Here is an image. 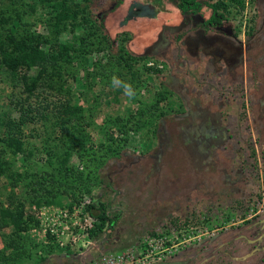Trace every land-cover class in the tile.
<instances>
[{
	"label": "rangeland",
	"instance_id": "obj_1",
	"mask_svg": "<svg viewBox=\"0 0 264 264\" xmlns=\"http://www.w3.org/2000/svg\"><path fill=\"white\" fill-rule=\"evenodd\" d=\"M52 1L55 7L42 0H0L6 20L0 26V50L11 29L49 42H72L74 35H82L78 44L85 53L77 65L85 71L78 77L88 83L75 81L70 92L63 91L68 83L52 75L51 91H61V98H76V91L87 96L81 121L86 127L80 128L78 148L71 151L51 128L47 136L41 123L32 125L34 130L25 131L37 137L29 138L27 151L40 150L49 140L59 146L48 145L52 154L43 165L31 157L22 162L11 156L10 161L30 174L56 173L55 158L69 151L65 164L94 181L84 196L109 202L110 214L120 216L109 232L85 235L73 228L76 234L63 233L61 243L48 236L43 241L45 232L29 227L24 216L27 228L0 231V264H88L110 252L149 254L144 257L149 264H264V0H208L222 1L226 8L220 9L221 23L208 29L198 15L183 18L171 0H163L156 16L134 17L125 24L131 3L153 0H123L118 7L117 0ZM56 3L84 22L73 33L71 18L62 19L56 31ZM203 10L206 16L209 9ZM98 12L107 13L103 29L97 27ZM117 33L115 43L107 44L106 34L114 38ZM128 52L147 58L129 61L133 69L116 65V55ZM37 70L32 67L27 75ZM10 85L0 82L1 112L11 106ZM23 94L15 88L12 98ZM123 125L124 137L118 136L123 139L111 145L108 136ZM72 183L84 187L82 179ZM25 186L1 177L0 204L8 208L10 201L23 200L17 207L25 213L37 208L39 221L41 208L51 213L62 206L71 215L82 204L67 207L73 201L63 192L61 206L55 197L36 207L30 199L36 193L44 202L46 192ZM41 223L45 228L48 221ZM73 236L76 240L67 239ZM8 242L12 247H6Z\"/></svg>",
	"mask_w": 264,
	"mask_h": 264
},
{
	"label": "trees",
	"instance_id": "obj_2",
	"mask_svg": "<svg viewBox=\"0 0 264 264\" xmlns=\"http://www.w3.org/2000/svg\"><path fill=\"white\" fill-rule=\"evenodd\" d=\"M42 1L48 6L50 5L55 7L54 1L52 0ZM171 1L183 18H194L196 15L202 18L201 25L204 26L205 29H208L211 26L219 25L221 23V18H224V12H220L221 8H225L222 1ZM122 2L123 0H117L115 7H118ZM162 2L163 0H153L151 3H131L121 24H125L128 20L134 17L156 16V13L161 11L163 8ZM156 5H158L159 8H157ZM56 6L60 7V14L58 16L60 19H57L55 22V29L57 32H59V22L63 21L62 19H72L70 28L72 33L78 26L84 23L83 21H76L75 19L78 14L76 12H72L71 14L70 12H67L65 9L66 5L62 4L60 6V4L56 3ZM241 6H243V3H241ZM115 7H112L111 10H114ZM203 7L209 9V13H207L206 16ZM106 14V12H98L95 16V20L98 22L97 27L100 29L105 28L104 21ZM5 21V18L0 15V26H2ZM93 32L94 31H92V33ZM120 34L121 33H117L114 38H111L106 34L104 39L107 44H112L115 43ZM5 41V46L4 43H1L2 49L0 50V75H2L0 82H7L11 84V92L8 93V97H10V100L9 98L8 100L11 102V106L8 110L3 112L0 111V178L4 177L8 183H12V185L17 183L22 186L27 185L28 188L35 187L31 190L29 189L30 191L40 189L46 192L47 196L42 197L44 202L38 200L40 195H36L35 193L32 196L29 203L36 204V207L42 203H50L52 198L55 197L59 198L55 200L54 203L60 205L62 201V197L60 196L64 192V194L67 193V196L69 195L71 196L70 198H72L73 202H70L67 206L71 208L73 207L70 206L71 204H77L83 201V196L85 195L84 192H91L90 186L94 182L91 179L87 180L86 174H82L84 172L83 170H75L73 166L70 167L65 164L69 159L71 152L65 151L63 154H59V156L55 158L58 164L54 166L58 172H49L48 174L47 172L45 174H30L29 171H20L16 169L13 161H10V157H21L22 162L32 158L38 165L45 164L46 161L51 158L52 152L49 150L48 145L55 148L59 146L57 141H44L45 146H43V144L40 150H35V152H33V150L27 151V149H29V138L33 137V135H36L35 137H37L35 132L34 134L32 132H28L29 128L31 127L34 130L32 125L38 123H41L40 125L44 127L47 136L50 134L49 128H51L52 132L56 133L58 138L63 141V144L70 148L71 151L78 148V135L80 134L79 132H81L80 128L86 127V125L82 126L83 123L81 121L84 119L83 111L86 108L84 103L87 101V96L85 97V95L82 94L83 92L76 91V98H73V96L61 98L58 96L61 91L59 93H54V90L51 91L55 88V85L53 83L51 84V81H53L52 75H55L57 79L62 80L64 84L68 83L67 90L66 88H61L63 91L68 92H70L69 85L75 81H80V84L88 83L84 77H78V73L81 69L83 72L85 71L84 68H79L77 65V59L81 58V56L85 53L83 46L78 44V42L83 41L82 35H74L72 42H62L59 39L55 42H49L42 36L35 37L33 34H21L17 33L15 29H11L10 32L6 34ZM46 43H48L47 49L42 50L40 46ZM123 50L125 53V48H120L119 51ZM116 56V65H126L130 69H133L134 67L133 63L129 62L132 59L141 62L147 58V56L143 54L133 55L129 52L124 56L122 54ZM20 67L24 72H20ZM32 67L38 68L35 76L27 75V70H30ZM149 69L154 71L153 68ZM107 72L108 77H110L112 75L110 73L111 70H108ZM133 73H135L134 76H137L136 72ZM130 74H132V72ZM98 76L100 78L99 81H101V78L104 77L103 72L101 71ZM102 84L105 85L104 83ZM39 87L42 89L39 90ZM15 88H19L21 92L25 93L19 97V99L12 98L15 94ZM33 96L35 97V100L33 99ZM162 96L163 95H160V97ZM48 120L52 121L49 125ZM119 120L120 119L117 118L116 123L119 122ZM27 128L28 131H25ZM118 129L119 130L115 129V131L108 136L107 140H110L111 145H118V141L123 139L118 138L119 135L124 137V131H126L124 125L119 126ZM80 155L81 154L79 153L78 156ZM38 159L42 160L43 163H40ZM51 161H53V159L49 160L50 163ZM69 179H71V181H68ZM79 179H82L83 181V188L72 183L73 180L79 181ZM33 183L35 185H33ZM62 186L63 190H59ZM12 192L13 190L10 191L9 194ZM14 198L16 199L17 196ZM16 201L17 203L19 202V204L21 203L24 205L23 200L20 201L16 199ZM9 203L8 208L5 207L3 203L0 204L1 232L11 226L16 230H23L28 226L30 227V225H33L31 226L33 228L39 225V220L35 218L37 216V208L33 207L32 212L25 213L23 206L17 207V203L12 201ZM109 204V202L99 198L94 199V197H89V201L85 203L84 213L98 219V223L86 229L88 235H98L112 230L120 215H111L109 212ZM24 216L26 217L25 220L30 223L29 225L24 221ZM187 221L188 219H185L184 222ZM48 239L54 240L55 238L48 233ZM6 247H12V242H8ZM2 253H4V250H2Z\"/></svg>",
	"mask_w": 264,
	"mask_h": 264
},
{
	"label": "built area",
	"instance_id": "obj_3",
	"mask_svg": "<svg viewBox=\"0 0 264 264\" xmlns=\"http://www.w3.org/2000/svg\"><path fill=\"white\" fill-rule=\"evenodd\" d=\"M88 201L89 198L83 196V201L81 202L82 204H79L80 206H78L77 209L74 207V209L76 210L71 215L69 213V209L67 208L59 207L58 210L55 209L51 213H47L45 211L46 208H41L39 212V217L41 218H39L40 221L37 229L40 232H45V234L43 232L44 238L42 240L45 241L49 233L51 236H54V238H56L58 242L61 243V241L64 239L62 236L63 233L69 231L71 235L76 234L75 232H73V228H78L79 233H84L85 235H87L88 233L86 232V229L98 223V219L84 213L83 210H81V206L85 205V203ZM51 208L52 207H50L49 209ZM42 219H44L45 222L48 221V223L45 225V228L44 226H42ZM32 229L37 230L36 228ZM67 239L76 240L74 236ZM148 256L149 254H145L141 257L135 256L131 252H110L100 255L98 258L90 261L88 264H149V261L146 260L147 258H144Z\"/></svg>",
	"mask_w": 264,
	"mask_h": 264
},
{
	"label": "crops",
	"instance_id": "obj_4",
	"mask_svg": "<svg viewBox=\"0 0 264 264\" xmlns=\"http://www.w3.org/2000/svg\"><path fill=\"white\" fill-rule=\"evenodd\" d=\"M88 255H90V254L85 253V255H84V258H85L86 261L88 260V259H87ZM75 256L79 258L78 255H75ZM88 261H90V259H89ZM162 263H164V262H162ZM150 264H155V263L152 262V263H150ZM156 264H157V263H156ZM159 264H160V263H159Z\"/></svg>",
	"mask_w": 264,
	"mask_h": 264
},
{
	"label": "clouds",
	"instance_id": "obj_5",
	"mask_svg": "<svg viewBox=\"0 0 264 264\" xmlns=\"http://www.w3.org/2000/svg\"><path fill=\"white\" fill-rule=\"evenodd\" d=\"M125 88L128 90V94L130 95L131 94V91H130L129 86L125 85Z\"/></svg>",
	"mask_w": 264,
	"mask_h": 264
},
{
	"label": "flooded vegetation",
	"instance_id": "obj_6",
	"mask_svg": "<svg viewBox=\"0 0 264 264\" xmlns=\"http://www.w3.org/2000/svg\"><path fill=\"white\" fill-rule=\"evenodd\" d=\"M139 2H140V1H139ZM140 3H144V2H140ZM216 26H217V25H216ZM216 26H215V27H216Z\"/></svg>",
	"mask_w": 264,
	"mask_h": 264
}]
</instances>
